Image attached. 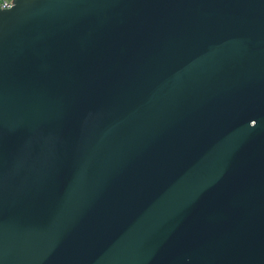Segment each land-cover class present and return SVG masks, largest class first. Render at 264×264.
Wrapping results in <instances>:
<instances>
[{"label": "water", "instance_id": "water-1", "mask_svg": "<svg viewBox=\"0 0 264 264\" xmlns=\"http://www.w3.org/2000/svg\"><path fill=\"white\" fill-rule=\"evenodd\" d=\"M0 264H264V0L0 9Z\"/></svg>", "mask_w": 264, "mask_h": 264}, {"label": "built area", "instance_id": "built-area-1", "mask_svg": "<svg viewBox=\"0 0 264 264\" xmlns=\"http://www.w3.org/2000/svg\"><path fill=\"white\" fill-rule=\"evenodd\" d=\"M12 5V0H0V9L9 8Z\"/></svg>", "mask_w": 264, "mask_h": 264}]
</instances>
